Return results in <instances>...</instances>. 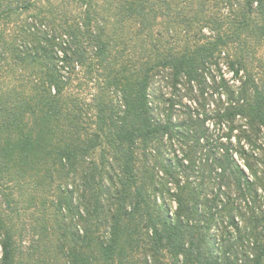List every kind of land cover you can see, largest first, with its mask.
<instances>
[{
	"label": "trees",
	"instance_id": "trees-1",
	"mask_svg": "<svg viewBox=\"0 0 264 264\" xmlns=\"http://www.w3.org/2000/svg\"><path fill=\"white\" fill-rule=\"evenodd\" d=\"M0 264H264V0H0Z\"/></svg>",
	"mask_w": 264,
	"mask_h": 264
},
{
	"label": "rangeland",
	"instance_id": "rangeland-1",
	"mask_svg": "<svg viewBox=\"0 0 264 264\" xmlns=\"http://www.w3.org/2000/svg\"><path fill=\"white\" fill-rule=\"evenodd\" d=\"M226 75L229 77V78H232V73H226ZM152 91L155 92L156 94L158 95H164V97H171L172 95V91H173V88L172 86L167 82V81H163V80H157L153 86H152ZM187 90L186 89H182V93H186ZM187 97H185L186 99ZM174 153H170V156L173 157ZM180 156L182 155L181 153H179ZM174 207H175V203H173Z\"/></svg>",
	"mask_w": 264,
	"mask_h": 264
}]
</instances>
